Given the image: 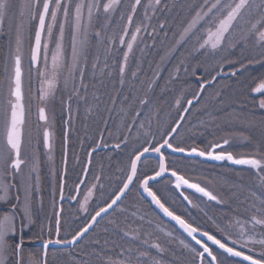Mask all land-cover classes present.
Here are the masks:
<instances>
[{
  "label": "snow or ice",
  "instance_id": "1",
  "mask_svg": "<svg viewBox=\"0 0 264 264\" xmlns=\"http://www.w3.org/2000/svg\"><path fill=\"white\" fill-rule=\"evenodd\" d=\"M139 7H144L143 19L137 15ZM188 7L192 14L178 35L173 34V45L168 54H174L180 47H187L189 55L195 53L196 58H205L200 65L204 72L197 76L198 91H194L191 98L181 94L175 100V106L181 109L178 119L174 120L168 129L161 131L158 126L155 132L151 130L154 106L149 95L153 92L155 80L140 81L139 90L133 88L132 92L122 97L120 114L130 119H125L122 127L116 129L119 133L116 136L117 142L111 146L104 141L97 142L92 151L88 152L91 157L92 152L97 149L111 148L126 155L128 163L122 186L110 193L107 200L98 204L88 222L74 230L70 238L67 233L61 236L60 217L63 208L56 211L55 239L43 240V257L36 260L32 254L25 253L23 231L35 222V205L41 191L40 122H44L42 145L48 153L47 161L51 163L53 159L51 153L54 148V133L47 114V103L56 100L57 92L62 86L68 91L67 124L72 121L74 100L84 102L86 117L92 114L93 109L89 106L87 95L88 84L85 83L89 57L92 56L93 79L98 74L100 77L110 78L113 71L118 77L121 90L116 97L110 98L114 106L121 96L127 75L138 79L137 71H132L129 67V57L141 32H146L150 27L144 23V20L151 19L148 11L151 10L155 16L157 10L167 9L168 4L163 3V0H148V4L143 6L141 0H133L130 4L125 3V0H0V38L8 41L10 50L3 68V79L0 80V264H26V257L28 264H48L50 245L60 246L59 249L52 250L53 258L58 253L71 255L72 250L88 239L86 234L90 229L110 215L109 210L116 213L118 202L122 203V198L126 199L132 188L137 185V191L142 189L143 193L151 198L150 203L175 221L187 237L195 242L193 245L184 239L180 240V244L191 255L192 264H264V141L251 154L237 156L225 147L230 145L229 136L237 135L234 131L203 148L188 144L187 141L193 139V135L185 138L179 131L183 128L186 133H194L198 127H220L218 121L221 120L232 122V114L220 115L223 108L218 105L226 103L220 91H215L207 99L202 94L206 93V89L211 87L218 77L238 78L249 71V66L264 65V0H199L195 5ZM134 17L139 20L138 23L134 21ZM159 28L165 29V23H160ZM156 34L153 27L149 35ZM164 35L167 38V32ZM66 36L69 38L70 51L65 44ZM26 37L32 40L27 75L28 89L30 91L32 87L33 72L40 85L35 145L28 119L31 100L26 104L25 73L22 67ZM93 42L97 53L92 52ZM117 44L122 51V60L117 59L115 64H110L114 46ZM101 52L105 56L103 61L100 60ZM246 52L249 55H245ZM164 59L162 56L161 61ZM184 71L188 72L189 69L184 68ZM193 75H197L194 70ZM133 92L137 94L133 95ZM140 92L143 95H140ZM251 92L261 95L258 108L264 110V78H261L257 86L251 88ZM92 95L98 107L100 98L95 92ZM61 103L65 101L62 99ZM194 107L197 108L196 119L190 121L188 117L193 116ZM105 111L109 113L111 120L114 108L106 107ZM236 119L247 121V116L241 113ZM186 125L188 127H185ZM239 135L243 136V133ZM67 137L68 132L65 131V163ZM206 161H226L231 165L247 166V169L252 171L253 184L241 186L239 189L242 199L237 195L235 186L231 190L232 195L226 197L225 194L216 193L199 182L190 181L184 169L191 163ZM88 164H91V160ZM82 171L84 178L78 177L74 189H70L75 195H70L69 199L76 201L81 211L87 212L100 177H93L96 183L89 184V168L86 166ZM50 172L55 177V170L50 169ZM66 174L65 168L60 175V200L65 199ZM163 182H167L170 191L176 192L183 201L199 209L205 216H208V213L202 207L200 198H206V202H214L215 206L238 201L237 208L247 205L245 212L248 215L240 218L236 209L230 208L234 216L228 219L227 225L219 224L214 217L208 216L222 234L218 239L210 230L193 226L165 206L162 197L153 190L155 183ZM99 187L102 189L103 185L100 184ZM187 190L200 194L197 202L194 203L193 199L185 194ZM244 191L248 195L243 196ZM80 195L83 196L82 200L78 199ZM40 200L42 202V197ZM110 223L118 229L116 234L121 239L127 238L137 246L125 247L112 241V249H119V252L113 255L111 249L106 247L109 243L107 239L103 245L100 240L94 239L90 241L95 246L92 252H84L81 249V259L74 261V264H92V260L86 258L93 257L96 264H165L164 254L171 249L167 243L160 242L158 236L153 239L151 233L139 227L131 231L120 228L115 219ZM233 227H237L235 233L231 231ZM104 231L108 232V229L105 228ZM166 235L171 236L172 233ZM171 264L176 262L172 261Z\"/></svg>",
  "mask_w": 264,
  "mask_h": 264
},
{
  "label": "trees",
  "instance_id": "2",
  "mask_svg": "<svg viewBox=\"0 0 264 264\" xmlns=\"http://www.w3.org/2000/svg\"><path fill=\"white\" fill-rule=\"evenodd\" d=\"M164 1L165 2L163 3L168 4V8H161L156 11L149 31V33H151L154 27L157 34L152 36L147 33L142 40L143 42L139 43L135 51H133L129 57V67L132 71H137L138 79H132L130 75H127L123 91L120 98L116 100V104L113 106L110 99L116 97L117 93L121 90L115 71L112 72L110 78H98V76L93 81H85V83H88L87 95L89 106L93 109L90 116L86 117V106L83 101L77 102L74 100L72 102V107H76L78 109L79 115L76 118L74 129L72 128V125L68 126L69 131L67 137L66 158L67 174L65 176L66 189H74L75 182H77L78 177L81 179L83 174L82 170L86 165L88 152L95 147L97 142L104 141L109 145L115 144L116 140H111L112 138L116 139V136L118 135L116 129L117 127L119 128L118 121L124 117L120 114L122 97L124 95H128L129 92H132L133 88L139 90L141 88L140 81L155 80L153 92L149 94L154 106L152 120L154 117H159L160 115L157 111H155V107H158L162 103L166 106L172 104V94H174L173 92L178 91V82H174L171 79V75L174 70L177 71L179 68L178 73L181 81L184 82L183 84L180 83V87L185 89L184 85L187 84L191 87V92L196 91L198 74L193 75V65L195 62H200L202 59H205L204 57L196 58V55H194L195 53L189 55L187 47H180L170 58H166L165 61H161V57L164 55L165 46L174 34L175 28H177L181 23H185L191 14V10H188V7L185 8V6L192 0ZM132 2L133 0L125 3L130 4ZM137 15L141 19L140 12L137 11ZM134 21L137 22L139 20L134 17ZM160 23H165V29L161 30L159 28ZM165 32H167V38L164 35ZM93 45V47H95L94 42ZM114 49L110 64H115L117 59L122 60V51H120V46L117 44L114 46ZM141 49L143 51H141ZM166 61H168V63H166ZM169 63L170 65L168 66ZM184 68H188L189 71L185 72ZM259 74L260 76L253 77L254 79L249 77L247 80L241 81L238 83L235 90L231 89V92L229 91L230 93L228 94H230L229 97L233 100V102L238 103L236 109L240 113H243L248 117L251 116L263 120L264 110L259 109L256 103V100L259 99V97L255 98L251 96V88L256 83L260 82L261 78H264V68L260 69ZM91 78L93 77L91 76ZM236 82L238 81L236 80ZM93 92H95L96 96L100 98L98 107L96 101L93 99ZM136 94V92H133V95ZM106 107L114 108L111 120H109V113L105 111ZM179 111H181V109ZM165 117L166 121L168 116ZM146 119L147 113H145V120ZM56 126L57 131L55 133L54 149L55 156H57V158L55 166L57 170H61L63 165V158H61V156L64 148V135L62 131L63 120L57 119ZM145 130H147V124L145 125ZM133 131L135 132V129ZM110 133H114V135H110ZM90 160L91 164L89 165V172L87 174L88 183H96L93 177L99 176V184L92 199L89 201L87 212L81 211L77 202L74 204L64 203L62 205L61 236H64L67 233L70 238V235L74 230L79 227H83V225L88 222L90 215L94 214V211L97 209V205L107 200L109 198V194L117 190L118 187L122 185V181L125 179L128 158L126 155L119 156L118 150L113 151L110 149L107 151H98L91 156ZM152 163L154 164V161ZM59 179L60 175L59 172H57L54 186L49 184V182H42L40 192L43 205L41 208H35V215L33 216V220L35 222L32 223L31 227L26 232H23L25 241L24 248H32L35 243H38V241L45 238L46 233H54L55 226L53 225V221L51 219L53 218L52 216L56 210L55 202L58 198ZM100 184L103 185L102 189L99 187ZM160 184L161 183L154 184L153 190L157 191L158 195L162 197V202L165 203L166 207H169V209L174 211L177 215H181V213L175 211L172 206L173 204L169 201V199L164 197L161 193L159 189ZM83 190L84 186H82V191ZM78 199L82 200L83 196L80 195ZM121 207L124 208L122 212L123 214H118V209ZM119 208L116 213H112L103 219L100 224L88 235V239L82 241V245L80 247L72 250L71 255L68 253H58L57 256L53 258L51 255L53 249H49L48 264H74V261L81 259L79 255L81 249H83L84 252H92L93 247L95 246L92 245L90 241L94 239L100 240L101 245H103L104 240L107 239L109 243L106 247L111 249V254L113 255L116 252H119V249H112V241H115L117 244H123L125 247L135 248L137 246L135 242L129 241L127 238L121 239L120 236L116 234L118 229L110 223L113 219L117 221L120 228H127V230L131 231L139 227L147 233H150L148 230L151 229V234L153 233V229L144 221V219L140 220V216L138 214L140 213L141 215L142 213H146L149 215L150 220H161L150 208L149 204L139 195L137 186L132 188L131 192L127 195V198L122 202ZM181 216L186 221L191 223V221L186 219V217L183 215ZM105 228L108 229V232L103 230ZM157 235L158 234H154L153 239L157 237ZM84 245H86V247H84ZM154 251L155 250H153V252ZM38 255H40L39 252ZM86 259H91L92 264H96L94 257ZM164 259L165 264H171L172 261H175L176 264H185L181 255L178 256L173 251L166 252Z\"/></svg>",
  "mask_w": 264,
  "mask_h": 264
},
{
  "label": "rangeland",
  "instance_id": "3",
  "mask_svg": "<svg viewBox=\"0 0 264 264\" xmlns=\"http://www.w3.org/2000/svg\"><path fill=\"white\" fill-rule=\"evenodd\" d=\"M127 1L129 2L131 0H125V2H127ZM198 2H199V0H192L189 2L188 5H195ZM141 3H142V6L147 5L148 0H141ZM188 5H186L185 8H187ZM188 10H191V9L188 7ZM137 11L140 12V14H141L140 17H141V19H143L144 7H139ZM190 13L192 14V10ZM191 14L189 15L188 19L190 18ZM148 16L151 17V19L150 20H144V23L149 24L151 27V23L154 19L153 18L154 16L152 15L151 10L148 11ZM187 20H186V22H187ZM138 22L139 21H137V23ZM185 23H181L177 28H175L174 33H176L178 35V33L181 30V27ZM150 27H148L146 32H144V31L141 32L140 37L138 38L137 44L134 46V51H135L136 47L139 45V43L143 42L142 40L144 39L145 35L147 33H149ZM126 39H128V37H126ZM173 40H174V36L172 35L170 40L168 41L167 45L165 46L164 55H162L163 57H165V59L170 58L173 55V54L172 55L168 54L169 49L173 45ZM31 43H32V40L30 38L26 37L25 42H24V48H23L22 67H23V71L25 73L24 90H25V96H26V104H27L29 99L31 100V113H30V116L28 119H29V124L31 125V128H32L33 144L35 145V137L37 135L36 125H37V119H38L37 109L40 106L37 98L39 96L40 85H39V82L35 76V73L33 72L32 87H31L30 91L28 89L27 75H28V71H29V56H30V45H31ZM65 44L67 47H69V51H70V42H69V38L67 36H66ZM97 51L98 50L96 47L92 48L93 53H97ZM9 55H10V50H9L8 41L4 40L3 38H0V80L3 79V68H4V65L6 63V58L9 57ZM194 55H196V54H194ZM245 55H249V53L246 52ZM104 58H105V56L101 52L100 53V60L103 61ZM165 59H164V61H165ZM92 61H93V57L90 56L89 57V68H88V71L86 73L85 81H93L94 80L93 78H91V76H92V74H91V63H92ZM203 61H204V59H202L200 62H195L193 65V70L198 75L200 73L204 72V68L200 66L203 63ZM166 63H168V61H166ZM169 65H170V63L168 64V66ZM263 68H264V65H261V64H255V65L249 66V71L245 72L243 75L239 76L238 78L228 79L226 77H222L221 80L215 82L211 87H208L206 89V93L202 94V95H204V98L207 99L208 96L213 94L215 91H220L222 93V98L226 101V103L223 104L222 106L218 105V107L223 108V112H221L220 115L224 116L225 113H230L233 116V120L230 123H226V122H224V120L218 121V123L220 124V127H214L212 125H209L207 128L198 127L194 130V133H186L184 131V129L182 128L179 131H181V134L184 135L185 138H187L188 135H193V139L188 140L187 143L192 144V145L197 146V147H200V148H203L208 143L215 142V141L219 140L220 137L226 136L230 132L234 131L237 133V135L229 136L230 145L225 146L226 149L228 151H232L234 153V155H237V156L249 155L255 149L260 147L262 141H264V119L261 120V119L255 118V117H251V116L248 117L247 116V121L237 120L236 117L241 114L236 109V106H238V103L233 102V100L229 97L230 94H228V93L231 92V89L235 90L238 83H240L241 81L247 80L249 77H251V78L257 77V76L259 77L260 76L259 71H260V69H263ZM193 70H192V72H193ZM172 73L173 74L171 75V79L174 82H178L179 88H178V91L173 92L174 94H172L173 95L172 96V100H173L172 104L166 106L165 104L162 103L158 107H155L156 108L155 111H157L158 114H160V115L162 114V115L161 116L159 115V117L153 118V120H152V126L153 127L151 129L153 132H155L157 130L158 126L160 127L161 131L168 129L169 125L173 124V121L178 119V111L180 109H177V107L175 106V100L181 94H183L184 96H186L188 98H191L192 93H193V92H191V87H189L187 84L184 85L185 89L183 87H180V83L183 84L184 82L181 81L180 75L177 71L174 70V72H172ZM98 76L99 75H97V77ZM188 76H190V75H188ZM98 78H100V76ZM222 80H225V81H222ZM236 80L239 82H236ZM201 82H203V80H201ZM258 83H256L253 87H255ZM196 91H198V85H197ZM139 94L143 95L142 92H140ZM251 96H252V92H251ZM67 97H68V91L64 90L61 86V90L57 92L56 100L54 102H49L46 105L47 114L49 116V122L52 125V131L54 133V139H55V133L57 131V126H56V120L57 119L63 120V129H62L63 135H64L65 131H67V132L69 131V128L67 129V127L69 125H72L73 129L75 126V121L77 118V108L76 107H72V110H71V116H72L71 124L66 123V121L69 118V112H68V109L66 106ZM258 97L260 99L261 95ZM62 99H63V101H65V103H61ZM259 99L256 100L257 105H258ZM182 103H184V101H182ZM196 111H197V108L194 107L192 109L193 116L188 117V120L195 121ZM172 115H174V116H172ZM165 116H168L166 121H165V118H166ZM125 119H130V117L124 116L120 121H118L119 122V124H118L119 128L122 127ZM204 119H206V118H204ZM43 127H44V123L40 122L41 143L39 145V149H40L39 155H40V159L42 161V163H41L42 182H49V184L54 186L55 177H53L51 175L50 169H54L55 173L59 172V175H61V173L64 172V170L66 168V163L65 162H64L65 164L63 163L61 170H57V168L55 166L57 156H55V149L54 148H53V151L51 153L52 158H53L52 162L49 163L47 161L48 153H47L46 149H43V145H42ZM185 127H188V126L186 125ZM239 133H243V136L239 135ZM117 134L119 135L118 132H117ZM244 137H248L249 139H245ZM177 139H179V138H177ZM114 140H116V139L112 138L111 141H114ZM63 142H64V136H63ZM116 142H117V140H116ZM63 146L65 148V145H63ZM64 148H63V154H62L61 158H65ZM118 153H119V151H118ZM120 155H122V154L119 153V156ZM66 158H67V156H66ZM90 159H91V157H90ZM87 162H88V158L86 159V163ZM224 164H227V163L225 162ZM236 169H241V170L240 171L235 170L233 168L227 167L226 165L218 167V166H213V165H209V164H205V163H201V162H195V163H191L189 165V167L185 168L184 172H185L186 176L190 179V181L199 182V183H201L202 186L208 187L210 190H213L216 193L225 194L226 197L232 195L231 190L233 189V186H235L237 189V195L240 196V198L242 199L243 197L241 196L240 191H239L240 187L252 185L254 177H253L252 171L248 170L247 167H241V168H236ZM82 176H83V174H82ZM59 181H60V179H59ZM209 181H212V183H209ZM41 185H42V183H41ZM137 188H138V185H137ZM159 189H160L161 193L164 195V197L169 199V201L173 204L172 206L174 207L175 211H177L178 213H181V215L186 217V219L190 220L194 226H199L202 230H210V232L212 234H215L218 239L222 237V234L217 230L215 224H213L212 221H210L208 219V216L214 217L215 221L219 224L227 225L228 219L232 218L234 216V212L232 210H230V208L236 209V212L238 213L240 218H244L248 215V213L245 212V208L247 207V205H244V206L237 208L238 201H229L227 204H225L223 206H215L212 202H206V199L200 198V200L203 202L202 207H204L205 211L208 213V216H205L203 212H201L197 208H193L191 205L189 207V210H186L188 208L184 206L183 201L177 196L176 192L170 191L168 189L167 182L161 183ZM52 192H53V189H52ZM185 194L189 195L190 198L193 199L194 203L197 202V198L199 197L198 195L189 194V193H185ZM70 195H75V192L70 191V189L65 188L64 196L69 198ZM246 195H248V193L246 191H244L243 196H246ZM40 197H41V192L37 196L35 208H41L43 205V202H41ZM58 200H59V192H58V198L55 202V207H56L55 212L57 211ZM64 203L71 204V203L66 201V202H63L61 204V207ZM123 210H124V208H122V207L119 208L118 214H123L122 213ZM55 212H54V215L52 216L53 218L51 219L53 221L52 223L54 226H55ZM138 215L140 216V220H141V217H143L144 221L146 223H148L149 226H151V228L153 229L152 236L154 234H158L157 236L160 238V242L167 243L171 249V252L172 251L175 252L178 256L181 255L183 262L185 264H192L191 255L189 254L188 250L183 248V246L180 244L181 239H184L186 242H190L185 236H183L175 227H173L172 225H169L168 223H166L162 220H150L149 215H147L146 213H142L141 215L139 213ZM31 225L27 226L23 232H26L31 227ZM148 231L151 233V229H149ZM231 231L233 233H235L237 231V227H233L231 229ZM169 232L172 233L171 236L166 235ZM48 233L45 234V238L43 240L53 239V237L55 235V230H54V233H51V234H48ZM43 240H40L38 242L43 243ZM35 244L32 246V248L26 247L25 253L26 254H28V253L32 254V256H34L36 260H41L42 255H43V250L40 246H36ZM257 250H258V246H257ZM38 252L40 253V255H38ZM165 255H166V253L164 254V256ZM26 264H28L27 257H26Z\"/></svg>",
  "mask_w": 264,
  "mask_h": 264
},
{
  "label": "water",
  "instance_id": "4",
  "mask_svg": "<svg viewBox=\"0 0 264 264\" xmlns=\"http://www.w3.org/2000/svg\"><path fill=\"white\" fill-rule=\"evenodd\" d=\"M219 78V77H218ZM257 86V85H256ZM252 95L253 96H260V94H257V93H252ZM186 106V105H185ZM44 123V122H43ZM107 149H110V148H107ZM107 149H97L95 152H97V151H101V150H107ZM92 151V150H91ZM95 152H92V154L93 153H95ZM88 158V161H89V159H90V157L88 156L87 157ZM203 158H200V160H202ZM64 161H65V159H64ZM206 162H208V163H215V164H222V163H224V162H226V161H224V162H221V161H206ZM226 163H228L229 165H231L229 162H226ZM65 164V163H64ZM86 166L87 167H89V164H88V162L86 163ZM85 166V167H86ZM231 166H234V167H247V166H240V165H231ZM64 169V168H63ZM84 178V173H83V176H82V178L81 179H83ZM192 182V181H191ZM186 192H190V193H194V190H187ZM139 194L141 195V197L144 199V200H146L148 203H149V205H150V207L154 210V212L161 218V219H163L164 221H166V222H168L169 224H171L173 227H175L183 236H185L192 244H195V242L194 241H191V238L190 237H187V234L182 230V229H180V227H179V225L178 224H176V222L175 221H173V220H171V218L170 217H167V216H165L164 214H163V212L161 211V210H159L155 205H153V204H151L150 203V197H148L147 196V194L146 193H143V191H142V189H140L139 190ZM196 195H198V196H200V194H198V193H195ZM125 198H122V202H123V200H124ZM204 199H206V198H204ZM69 202V203H74L75 201L74 200H70L69 198H67V197H65V199L64 200H60V194H59V200H58V203H57V211H59L60 210V208H61V204L63 203V202ZM186 202V201H185ZM119 203V205L121 204L120 202H118ZM187 203V202H186ZM115 207V206H114ZM110 211V213H112V210H109ZM107 217V216H106ZM99 219V218H98ZM101 221V220H100ZM97 225H94L93 226V229L96 227ZM93 229H90V231H89V233L93 230ZM88 233V234H89ZM88 234H86V235H88ZM199 238V237H198ZM53 239H55V236H54V238ZM202 239H206V238H202ZM209 244H211V242H208ZM37 246H40L41 248H42V250H43V243H38L37 244ZM213 247H215V246H213ZM54 249V248H56V249H59L60 248V246H53V245H50L49 246V249ZM42 257H43V255H42ZM236 259H239V258H236Z\"/></svg>",
  "mask_w": 264,
  "mask_h": 264
},
{
  "label": "flooded vegetation",
  "instance_id": "5",
  "mask_svg": "<svg viewBox=\"0 0 264 264\" xmlns=\"http://www.w3.org/2000/svg\"><path fill=\"white\" fill-rule=\"evenodd\" d=\"M163 2H165V1L163 0ZM219 79H221V78H219ZM209 165L218 166V167H221V166H225V165H226V166L229 167V168H233V169H235V170H239V171L241 170V169H236V168H234V167H231L230 165H227V164H224V163L221 164V165H215V164H213V163H212V164H209Z\"/></svg>",
  "mask_w": 264,
  "mask_h": 264
}]
</instances>
